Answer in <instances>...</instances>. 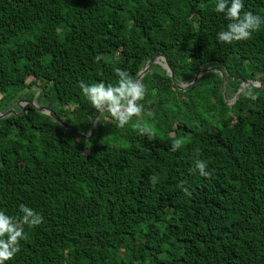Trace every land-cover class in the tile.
<instances>
[{
    "label": "trees",
    "instance_id": "obj_1",
    "mask_svg": "<svg viewBox=\"0 0 264 264\" xmlns=\"http://www.w3.org/2000/svg\"><path fill=\"white\" fill-rule=\"evenodd\" d=\"M216 3L0 0V113L12 110L0 119V211L16 217L23 204L43 217L5 264H264V88L225 101L242 81L264 82V24L219 42L229 21ZM242 3L264 19V0ZM155 55L176 84L223 70L225 98L217 72L179 90L152 64L142 116L160 137L107 112L79 137L97 112L79 82L114 86L117 67L135 80ZM197 159L209 178L189 171Z\"/></svg>",
    "mask_w": 264,
    "mask_h": 264
},
{
    "label": "clouds",
    "instance_id": "obj_2",
    "mask_svg": "<svg viewBox=\"0 0 264 264\" xmlns=\"http://www.w3.org/2000/svg\"><path fill=\"white\" fill-rule=\"evenodd\" d=\"M243 7L242 0H217L215 11L223 13L229 21L226 30L218 33L219 42L232 44L249 40L264 24V19L252 12H243ZM97 59L99 60V57ZM114 73L118 77L114 86L105 85L103 82L88 85L81 80L79 87L97 112H107L116 126L123 129L133 117L141 118L144 114L141 101L145 99L147 89L142 82L132 79L125 70L117 67ZM243 95L246 99H257V95L251 90L245 91ZM140 131L144 133L145 129L140 128ZM180 147L181 142L177 140L171 145V151L175 152ZM207 167V162L197 159L189 171L193 174L198 171L201 177L209 178L211 173L206 171ZM158 179L156 175L149 177L153 185L158 183ZM186 184L187 182L182 180L180 189L186 196L191 197L192 192ZM19 213L20 215L12 217L0 211V264L12 260L20 251V241L27 239L25 225L36 227L43 222V217L26 205L19 206Z\"/></svg>",
    "mask_w": 264,
    "mask_h": 264
},
{
    "label": "water",
    "instance_id": "obj_3",
    "mask_svg": "<svg viewBox=\"0 0 264 264\" xmlns=\"http://www.w3.org/2000/svg\"><path fill=\"white\" fill-rule=\"evenodd\" d=\"M152 64H157L159 65L164 72L168 75V77H170V79L172 80V82L175 84L176 88L179 90H185L187 87L191 86L192 84H194L196 82V80L205 72L207 71H213L214 69L212 68H206V69H202L201 67L198 68L197 72L195 73L193 79L191 80V82H189L188 84H176L173 80V76L171 74L170 68L165 60V58L162 55H155L152 57L151 60H149L148 62L145 63V65L143 66V68L141 70H139V72L136 74L135 80H141V78L147 73L149 67ZM217 73L219 74L220 78H221V90L223 87V82L226 80V75L224 78V72L221 69H217ZM244 87H251V88H264V82L262 83H257V82H249V81H242L240 82L238 89L235 93V99L238 97L239 93L242 91V89ZM222 92V91H221ZM30 106L38 113L42 114V115H46L48 117H50L54 122H56L58 124V126L60 128H62L65 132H68L70 134H76L75 132H73L72 130H70L69 128H67L55 115L52 111H50L47 108H42L37 106V104L34 102V100H32L30 103ZM12 113L10 110L0 113V119H3L4 117H6L8 114ZM99 112H96L95 115L93 116L91 122H90V127L89 130L87 132V134L85 135H79V137L81 138H87L90 136L91 132L93 131L94 127H95V123L96 120L99 116Z\"/></svg>",
    "mask_w": 264,
    "mask_h": 264
},
{
    "label": "rangeland",
    "instance_id": "obj_4",
    "mask_svg": "<svg viewBox=\"0 0 264 264\" xmlns=\"http://www.w3.org/2000/svg\"><path fill=\"white\" fill-rule=\"evenodd\" d=\"M213 71L217 72L218 70L214 69ZM257 83H260V82H257ZM225 84H226V80L223 82V87H222L223 95H224V90L223 89H224V85ZM229 95L230 96L227 97V98H225V95H224V98H225V101H226L227 105L232 104V102L235 100V95H232V94H229ZM34 102H35V100H34ZM24 104H25L24 102H17L16 103V107L22 108L24 106ZM198 114L201 117H203V118H207V115L202 113L200 110L198 111ZM226 122H227V124H229L231 122V119L228 118ZM154 125H155L154 121H152L150 118H146V117H143V116L141 118L133 117V119L130 121V128H133V129H135V128H143V129H145L146 132L154 134L156 137H160V133L157 132V130L154 128ZM113 145L114 146H119V145H122V143L114 142Z\"/></svg>",
    "mask_w": 264,
    "mask_h": 264
}]
</instances>
